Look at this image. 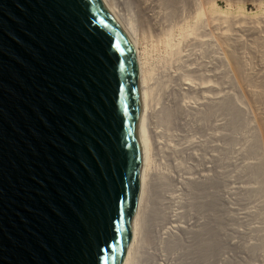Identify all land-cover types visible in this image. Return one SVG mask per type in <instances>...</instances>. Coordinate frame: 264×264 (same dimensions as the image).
I'll return each mask as SVG.
<instances>
[{
	"label": "water",
	"instance_id": "1",
	"mask_svg": "<svg viewBox=\"0 0 264 264\" xmlns=\"http://www.w3.org/2000/svg\"><path fill=\"white\" fill-rule=\"evenodd\" d=\"M138 69L101 0H0V264H122Z\"/></svg>",
	"mask_w": 264,
	"mask_h": 264
},
{
	"label": "bare ground",
	"instance_id": "2",
	"mask_svg": "<svg viewBox=\"0 0 264 264\" xmlns=\"http://www.w3.org/2000/svg\"><path fill=\"white\" fill-rule=\"evenodd\" d=\"M218 1L101 0L131 42L138 69L140 114L137 133L144 160L140 172L138 205L131 223L132 239L122 264L218 263L217 231H220V227L217 213L221 208L217 211L216 206L223 198H220L218 188L228 182L221 167L236 146L235 124L242 122L235 123V117L246 116L251 111L247 109L248 104L245 103V107L243 102L256 97L260 99L262 95L264 97L261 94L264 92L243 88L241 83L244 80L254 84V78L257 79L259 75L254 77L256 67L255 73L251 72L253 66L247 60L246 49L251 47L247 42L251 38V49L264 51V35H261L264 34L261 27L264 16L258 20L240 12L241 6L237 7L239 0H234L238 14L234 15L228 10L227 13L222 11ZM225 1L227 5L234 4L233 0ZM252 1L253 4L257 3L258 8H264V0ZM261 60H264V56ZM220 69L230 75L234 87L235 84L238 86L237 94V87L234 92L225 91L228 86L223 84L225 81ZM258 69L264 70V67ZM251 106L249 104L248 108ZM221 112L227 113L229 117L226 123L220 122L224 120L219 119ZM252 115L249 118L252 117L255 125L250 127L254 131L245 126L252 131L255 139L252 140L253 145L256 146L254 151L258 148L261 160L251 164L248 162L243 171L246 169L253 175L258 173L263 178L264 190V117L262 113ZM245 118L242 119L251 122V119ZM227 123L234 136L231 132L221 131ZM223 134L228 138L227 146L221 144L224 142L222 138H225ZM241 150L243 148L240 153ZM159 163L165 165L163 170L159 169L163 167ZM241 188L251 193L256 188L258 190V187ZM171 206L174 209L176 206V212L168 210ZM205 210H208L206 214L201 213ZM192 212L195 215L200 212L204 219L201 217V222H196L195 218L199 220V214L195 217ZM188 215L196 223H190L189 218L181 221ZM256 229L258 242L252 247L255 252L257 249L264 252V225ZM193 254L197 255H194V260ZM197 257H203L206 262L202 263V259L200 262L198 259L195 261Z\"/></svg>",
	"mask_w": 264,
	"mask_h": 264
},
{
	"label": "rangeland",
	"instance_id": "3",
	"mask_svg": "<svg viewBox=\"0 0 264 264\" xmlns=\"http://www.w3.org/2000/svg\"><path fill=\"white\" fill-rule=\"evenodd\" d=\"M234 1V0H233ZM232 1V2H233ZM242 1V3H240V0H239V3H238V8H239V6H241V8H240V12H243V13H245V14H247V15H249V17H253V18H259L260 20H261V16H264V8H258L259 6H257V3L256 4H253L252 2V0H251V2H250V0L248 1V0H241ZM244 1V2H243ZM218 3H219V6L221 7V9H222V11H226L227 13H233L234 15L235 14H238L237 13V11H238V8H235V1L233 2L234 4H232L233 5V8H232V5H227V3H226V1L225 0H219L218 1ZM243 5V6H242ZM229 6H231V8L229 7ZM229 8H230V10H229ZM229 12H228V11ZM237 10V11H236ZM260 16V17H259ZM264 18V17H263ZM258 19V20H259ZM262 24V23H261ZM261 27H263L262 29H264V24H262L261 25ZM264 31V30H263ZM261 35H264V34H261ZM250 38V37H249ZM253 38V37H252ZM245 39H246V37H245ZM250 40V41H249ZM247 42H249L248 44H250L251 45V47L253 46L252 45V43H253V39L251 40V38L249 39ZM250 45L248 46V47H250ZM251 47L249 48V49H246V57L248 58L247 60L249 61V64H251L252 66H250V67H252L251 69V72L253 71V73H255L256 72V74L254 75V77L256 76L257 77V75H258V77H257V79L256 78H254L256 81H254V84H253V82L252 83H248V82H246V81H242L241 83H242V86H243V88H252V90H254V89H257V91L259 90L260 92L262 91V92H264V70H262V69H258V67L260 68V67H264V60H261L262 59V56H264V51H262L263 49H260V50H258V49H251ZM251 51V52H250ZM253 64H252V63ZM222 66V65H221ZM223 67V66H222ZM256 67V68H255ZM257 69V70H255V69ZM223 69V68H222ZM222 69H220V71L221 72H223L222 71ZM224 69L226 70V68H225V66H224ZM254 70H255V72H254ZM257 71L259 72V73H257ZM262 71H263V73H262ZM226 72H227V70H226ZM224 73V74H223ZM223 73H221L222 75H223V77H224V81H222V83L223 84H225V87L226 86H228V88L229 89H232V90H229L227 87H226V90H225V88L222 86V88L225 90V91H233V90H236V89H234V88H236L237 87V91H235V94H237L238 93V86L235 84V87L233 86L234 84L232 83L233 82V79L230 77V75H228L227 73H225V72H223ZM260 73H262L261 75H260ZM228 75L227 76V79H226V75ZM230 74V73H229ZM230 77V78H229ZM229 79V80H228ZM232 79V80H231ZM262 80H263V82H262ZM226 81H229V83H227ZM233 85H232V84ZM230 84V85H229ZM233 86V87H232ZM228 89V90H227ZM234 92V91H233ZM261 94H264V93H261ZM262 97H263V95H262ZM261 97V98H262ZM241 98V97H240ZM257 99V97L254 99V100H252V101H245V102H243L244 103V105H245V103L246 104H250V105H252L251 107H252V109H251V107H249L248 108V105H247V109H249V110H251V111H249L248 112V115H240L239 117H235V123L236 122H242V123H236L235 124V137L236 138H234V140L236 139V141L235 142H237V143H235L234 142V144L236 145H234L235 147H234V151H232V153L230 152L229 154H231V155H229L228 157L229 158H227L228 160H226V159H224V161H223V164L224 165H226V166H224V165H222L223 167H221V171L222 172H224L223 174H224V178L226 179V181H227V179H228V182H225V184H223V186H220L219 188H218V192H219V194H221L220 196V198H222V199H220V201L221 202H223V204H220L221 202L219 201L218 202V205L216 206V208H218L217 209V211L219 210V213H217V215L219 216L218 218V220H219V229H220V231L218 230L217 231V237H218V240H217V258H219V259H217L216 258V263H217V260H218V263L219 264H225L226 262V264H261V262L262 263H264V252L262 251V250H259V249H257V251L255 252V250L253 249V245L255 244V243H257L258 241V236H259V234H257L256 233V228H259V226L261 227V225H262V227H263V225H264V202H263V200H264V190H263V188H262V181H263V178L262 177H260V175H258V173L257 174H255V175H253V173H251V172H249L248 173V171L245 169V171H243L244 170V167L246 168V166L245 165H247V163L248 164H251V162H256V161H260L261 160V154H260V151L259 152H257V150H258V148L256 149V151H254L255 150V147L256 146H254L253 144H254V136H252V131H254V129H252L251 127L253 126V124L255 123L254 122V120H252V117L254 116V115H252L253 113H257L258 115L260 114L261 115V113L263 114V117H264V97L262 98V99ZM251 100V99H250ZM240 101H242V100H240ZM263 101V102H262ZM245 107H246V105H245ZM256 110L259 112H256ZM260 111H262L261 113H260ZM224 112H221V114H219L220 116V120H222V119H224V120H222V121H220V122H225L226 123V121H228V119L227 118H229L228 117V115H227V113L225 114H223ZM251 114V116H250V118H249V115ZM221 115H223L222 117H224V118H222L221 117ZM224 115H226V116H224ZM244 117H246L245 118V120H247V117L249 118L248 120H250L251 119V122L250 121H244V119H242V118H244ZM226 120V121H225ZM241 120H243V121H241ZM244 123V124H243ZM248 123V124H247ZM245 124L248 126V127H250V125H251V129H252V131H250L249 129L250 128H248L247 126H245ZM226 125L229 127H226ZM226 125H224V126H222V129H221V131H223V133H229L230 134V129H231V127H230V125H228V123L226 124ZM244 125V126H243ZM255 125V124H254ZM238 126V127H237ZM241 126H243V127H241ZM236 127L238 128V129H236ZM224 128H226V130H227V132H226V130H223ZM243 128V129H242ZM245 128V129H244ZM254 128H255V126H254ZM229 130V131H228ZM237 131V132H236ZM238 132H239V134H238ZM231 134L233 135V132H231ZM253 134H254V132H253ZM226 134H223V137L225 136ZM233 135V136H234ZM246 135H247V137H246ZM253 138V139H252ZM223 139V141L225 142V139H226V142L224 143L223 141H221V142H223V143H221L222 145L224 144V146H227L226 145V143H227V140H228V138L225 136V138H222ZM253 140V141H252ZM252 141V142H251ZM250 143V144H249ZM249 146V147H248ZM232 148H233V146H232ZM241 148H243V150H241L242 151V153H240V149ZM246 150H245V149ZM233 150V149H232ZM253 151V152H252ZM238 152V154L236 155V153ZM240 153V154H239ZM230 156H232V157H235V158H232V157H230ZM238 156V157H237ZM232 159H234V160H232ZM225 162V163H224ZM246 163V164H245ZM160 165H164V164H162V163H159ZM158 164V167H160V165ZM229 167H228V166ZM235 165V166H234ZM165 166V165H164ZM164 166L162 167V168H159V169H164ZM229 170V171H228ZM233 170H235L234 172H233ZM231 171V172H230ZM233 172V173H232ZM243 172V173H242ZM247 172V173H246ZM227 174V175H226ZM228 176H230V177H228ZM226 177H228V178H226ZM231 177H232V179H231ZM232 180H233V183H232ZM230 182V183H229ZM234 184H237V185H234ZM229 185H230V187H229ZM234 187H233V186ZM239 185V186H238ZM255 185V186H254ZM258 185V186H257ZM243 186H248V187H258V190H256V189H254V192H249V191H245L244 189H242L241 187H243ZM232 187V188H231ZM237 187V188H236ZM235 188V189H234ZM260 189H262V190H260ZM240 190L242 191V193L240 192ZM233 191H234V193H233ZM258 191V192H257ZM251 193V194H249V193ZM260 192H262L261 194H260ZM231 193V194H230ZM257 193V194H256ZM234 194V195H233ZM236 194V195H235ZM241 194V195H240ZM263 194V195H262ZM227 195V196H226ZM237 195L239 196L238 198H237ZM254 195H256V196H254ZM258 195V196H257ZM228 196H229V198H228ZM234 198H233V197ZM262 196V197H261ZM225 197V198H224ZM236 197V198H235ZM248 198V199H245V198ZM253 197V198H252ZM226 199V200H225ZM228 199V200H227ZM240 199H241V201H240ZM243 199V200H242ZM225 200V201H224ZM229 200L230 201H232V203L231 202H229ZM235 200H239L238 202L237 201H235ZM233 202H235V203H233ZM263 202V203H262ZM230 203V204H229ZM226 204H228V206H225ZM229 205H231V206H229ZM220 206H222V207H220ZM172 207V208H171ZM170 207V209H168L169 211H171V212H176L175 210H176V206H175V209L173 208L174 206H171ZM227 208V209H226ZM224 211H223V210ZM225 209H226V211H225ZM228 209H230V210H228ZM174 210V211H173ZM178 210H181V209H178ZM177 210V211H178ZM227 210H228V212H227ZM237 210V211H236ZM222 211H223V213H222ZM194 212V211H193ZM192 212V213H193ZM206 212H208V210H205V211H203V212H201V213H205L206 214ZM221 212V213H220ZM226 212V213H225ZM198 213V212H197ZM237 213V214H236ZM194 214V213H193ZM198 214H199V220L197 219V218H195V217H197L198 216ZM198 214H194V216H193V218H195L197 221L196 222H201V217H203L204 215L203 214H201L200 215V212L198 213ZM219 214H221V215H219ZM226 214L228 215V216H226ZM203 215V216H202ZM224 215V216H223ZM221 216V217H220ZM223 216V217H222ZM238 216V217H237ZM225 217V218H224ZM227 217V218H226ZM184 218V217H183ZM182 218V219H183ZM187 218H189V215H188V217L186 216L185 217V219H183V220H181V221H187L186 219ZM192 218V219H193ZM203 219H204V217H203ZM203 219H202V221H203ZM223 221H222V220ZM231 219V220H230ZM188 220H190L189 222L191 223H193V222H195V221H192L191 220V216H190V218L188 219ZM194 220V219H193ZM226 220H228V221H230L229 223H228V221H226ZM222 221V222H221ZM195 222V223H196ZM227 224H229V225H226L225 223ZM194 224V223H193ZM223 224V225H222ZM233 224H234V226H233ZM231 225V226H230ZM221 226H222V228H221ZM223 226H224V228H223ZM252 227V228H251ZM251 228V229H250ZM222 229V230H221ZM246 229V230H245ZM249 229V230H248ZM256 229V230H255ZM234 230V231H233ZM241 231V232H240ZM244 231V232H243ZM246 231V232H245ZM255 231V232H254ZM161 233H162V230L160 231ZM242 234V235H239L240 233ZM254 232V233H253ZM257 232H259V231H257ZM238 233V234H237ZM245 233V234H244ZM260 233V232H259ZM221 244H220V243ZM251 243V244H250ZM221 245V246H220ZM220 247V248H219ZM245 247H248L249 249H251V252L253 251L254 253H251L250 252V254H249V249L248 248H245ZM253 249V250H252ZM152 250H154L153 249V247H152ZM219 250V251H218ZM222 250V251H221ZM221 251V252H220ZM225 252V254H223L224 252ZM223 252V253H222ZM246 252H247V254H246ZM263 252V253H262ZM259 253V254H258ZM262 253V254H261ZM220 254V255H219ZM230 254V255H229ZM261 254V255H260ZM195 254H193L192 255V259L194 260V257L195 256H197V255H195ZM224 255V256H223ZM263 255V256H262ZM200 256V255H199ZM219 256V257H218ZM222 257H223V259H222ZM228 257V258H227ZM196 260L195 261H198V262H200V259H202L201 260V262L202 263H205L206 261L204 260L203 261V257L202 258H200L199 257V259H198V257L197 258H195ZM198 259V260H197ZM227 259H230V260H227ZM221 260H223L222 262H221ZM232 260V261H231ZM226 261V262H225ZM261 261V262H260ZM231 262V263H230ZM217 263V264H218Z\"/></svg>",
	"mask_w": 264,
	"mask_h": 264
}]
</instances>
